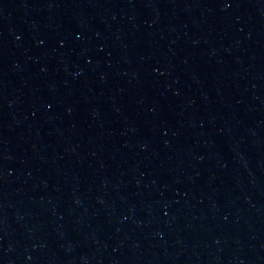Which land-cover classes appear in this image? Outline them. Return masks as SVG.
Segmentation results:
<instances>
[{"label":"water","instance_id":"95a60500","mask_svg":"<svg viewBox=\"0 0 264 264\" xmlns=\"http://www.w3.org/2000/svg\"><path fill=\"white\" fill-rule=\"evenodd\" d=\"M0 264H264V0H0Z\"/></svg>","mask_w":264,"mask_h":264}]
</instances>
